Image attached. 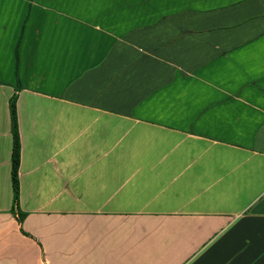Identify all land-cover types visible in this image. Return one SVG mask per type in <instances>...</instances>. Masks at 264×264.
<instances>
[{
	"label": "crops",
	"instance_id": "0c3cea01",
	"mask_svg": "<svg viewBox=\"0 0 264 264\" xmlns=\"http://www.w3.org/2000/svg\"><path fill=\"white\" fill-rule=\"evenodd\" d=\"M0 264H264V0H0Z\"/></svg>",
	"mask_w": 264,
	"mask_h": 264
},
{
	"label": "trees",
	"instance_id": "16d2710c",
	"mask_svg": "<svg viewBox=\"0 0 264 264\" xmlns=\"http://www.w3.org/2000/svg\"><path fill=\"white\" fill-rule=\"evenodd\" d=\"M16 97L12 96L9 101V114H10V123H11V135L13 140L12 154H11V182L13 189V205L11 213L14 214V208L17 207L18 203V178L17 171L19 166V139L17 133V121H16V110H15ZM25 214L18 213L17 222L20 224ZM23 235L27 236L25 233Z\"/></svg>",
	"mask_w": 264,
	"mask_h": 264
}]
</instances>
